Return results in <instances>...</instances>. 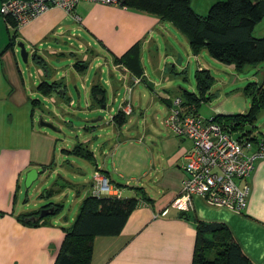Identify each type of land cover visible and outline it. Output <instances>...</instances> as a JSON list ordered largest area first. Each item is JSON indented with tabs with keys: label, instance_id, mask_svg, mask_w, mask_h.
<instances>
[{
	"label": "crops",
	"instance_id": "0c3cea01",
	"mask_svg": "<svg viewBox=\"0 0 264 264\" xmlns=\"http://www.w3.org/2000/svg\"><path fill=\"white\" fill-rule=\"evenodd\" d=\"M73 16L79 20L76 21ZM167 24L169 23L145 12L80 2L71 14L61 9H51L17 29L14 46L6 48L12 29L0 15V264H53L64 235L63 228L69 227L75 218L71 221L68 216L60 217L61 212L57 217L37 227L24 225L17 220L19 215L40 207L32 210L29 208L28 195L23 189L26 173L35 168L38 171V179L40 168L44 170L43 167L53 161L55 151L53 136L35 126V109L38 106L32 105V100H38L37 96L41 95L36 87L44 80H40L38 84L36 80L42 77L43 69L35 62V71L29 67L23 68L17 57V44L22 43L25 51L29 50L32 56L37 55V47L45 45L49 53L62 56L59 38L64 34L72 35L85 44L86 54L99 55L95 49L104 52L114 69L129 75L132 87L143 83L154 96L153 100L155 98L164 104L167 116L170 100L181 96L179 92L171 91L170 78L166 75L167 69L172 71L175 68V63L171 65L170 62L178 53L177 48L172 45V31H169ZM136 44L140 50L141 74L137 68L125 69L113 60L121 57ZM146 53L148 57L145 60L149 59L150 67L155 68L158 73L155 80L145 72L143 62ZM104 59L107 60L105 57ZM27 61L28 53L25 62ZM201 69L199 66L198 70ZM109 78L111 80L107 83L112 86L113 74H109ZM135 78L140 79V82L135 84ZM64 91L65 86L62 85L55 94L63 95ZM129 91L131 92L130 87L127 88V92ZM42 97L46 99L48 96ZM126 106L131 109L129 117L133 114L131 104L121 102L119 110L124 111ZM87 108L91 110L89 105ZM216 113L231 115L221 109ZM140 114L142 115L141 112ZM122 126L117 127L120 129ZM263 127L264 125L257 127L255 124L252 133L264 135ZM89 128L85 127L86 130ZM147 133H151L150 128L144 130L143 135L138 133L140 138L136 140L137 144L144 141ZM175 139L178 143L174 149H170L167 140L166 146L170 152L166 157L165 167H157L154 170V196H151L141 183H135L138 186H131L128 182L124 185L117 183L113 175L120 179L123 175L119 173L114 161L113 175L95 162V170L109 181L110 196L134 197L138 199V204L120 234L94 238L89 264H191L196 237L194 220L226 225L250 262L264 264V160L256 164L248 179L250 195L243 213L210 207L203 200L195 198L193 209L187 213L188 217L179 218L180 211L172 208L171 204L180 193L186 177L185 165L192 143L189 140L176 137ZM115 145L111 150L112 154L115 152L114 159L117 153ZM119 158L123 161L125 156ZM135 164L137 166V163ZM151 166L154 169L153 162ZM70 184L79 195V187ZM93 186L94 183H91V193ZM134 187H143L150 200L140 199L139 193L132 189Z\"/></svg>",
	"mask_w": 264,
	"mask_h": 264
},
{
	"label": "rangeland",
	"instance_id": "374dc122",
	"mask_svg": "<svg viewBox=\"0 0 264 264\" xmlns=\"http://www.w3.org/2000/svg\"><path fill=\"white\" fill-rule=\"evenodd\" d=\"M217 1L222 0H191V8L197 14L205 16L209 7ZM167 25L169 31H172L171 37L174 40L172 45L178 51L177 57L170 63L174 64L178 58L182 60L181 64L176 65L172 71L168 69L166 71L167 77L170 78L171 91L182 94L183 90H187L198 95L196 73L200 66L209 71L212 79L206 94L208 100L202 102L199 108V115L202 118L210 119L217 115L216 111L220 109L230 114H243L248 111L251 100L244 89L249 82H264V63L256 67L248 66L244 72H237L231 66L213 60L205 50H201L196 55L192 54L187 39L172 26ZM254 36L264 37V18L256 26ZM59 46L62 48V56L49 53L46 45L37 47V55L46 62V69L41 72V78L36 75L38 78L36 83L38 84L40 80L49 83L59 81L65 86V94L53 93L46 99L38 95L36 98L41 103L35 109V126L53 136L55 151L54 164L44 170L40 168L39 178L29 187L25 185L23 187L28 195L29 208L36 209L50 202L62 203L60 217L68 216L72 221L80 202L92 194L91 183H94L95 162L113 175L114 161L119 173L123 175L121 179L113 175L117 183L124 185L128 182L127 184L131 186L141 183L143 184L141 186L154 196L156 187L154 170L157 167H165L166 157L170 152L166 146L167 140L170 149H174L178 143L175 137L180 139L165 124L168 115L166 116L164 104L155 98L153 100L154 96L143 83L132 87L129 75L114 69L108 56L100 49H95L99 55L90 56L86 54L84 43L67 34L60 36ZM18 51L20 65L35 71L37 66L31 52L27 50L28 61L24 62L19 48ZM147 57L146 53L143 62L145 72L155 80L158 78V73L155 68L150 67L148 63L150 60H145ZM76 61L88 63L85 73L79 74L74 71L73 64ZM109 74L114 76L112 86L111 83H107L111 80ZM96 83L106 90V104L104 108L96 107L89 110L87 106L92 103L90 88ZM129 87L131 92H127ZM124 101L133 106V114L127 118V123L118 129L119 127L113 126L111 117ZM127 109V106L124 107V110ZM40 122L48 124L49 127H40ZM256 125L257 127L264 125V111L259 113ZM85 127L92 128L86 130ZM147 128H150L151 133L145 134L144 141L137 144L136 140L140 138L138 133L143 135ZM233 136L237 138L240 134L233 133ZM124 137L128 138L123 139ZM78 142L87 144L89 150L94 153V163L63 152L71 150ZM114 145L115 148L117 147L115 159V152L111 153ZM124 156L125 159L122 161L119 157ZM152 162L154 169L151 166ZM64 181L77 185L80 190L79 195L70 187L49 199L38 198L44 189L57 187V184L64 185ZM82 185L85 187L83 188Z\"/></svg>",
	"mask_w": 264,
	"mask_h": 264
},
{
	"label": "trees",
	"instance_id": "16d2710c",
	"mask_svg": "<svg viewBox=\"0 0 264 264\" xmlns=\"http://www.w3.org/2000/svg\"><path fill=\"white\" fill-rule=\"evenodd\" d=\"M123 4L127 9L155 15L161 21L171 24L187 39L194 55L205 50L213 60L231 66L237 72H244L247 66L256 67L264 63V37L254 36L256 26L264 18V0L217 1L209 7L205 16L197 14L191 8V0H123ZM5 21L12 27L7 48L14 46L17 29L10 19ZM33 60L40 68L46 69L44 59L33 55ZM113 60L115 64L125 69L137 68L141 74L138 44ZM73 68L79 74H83L88 68V63L76 61ZM211 80L209 71L198 70L196 73L198 95L187 90H183L180 94L184 106L192 108L195 115H199L202 102L208 100L206 94ZM61 88L62 83L59 81L51 83L42 81L37 85L36 90L47 97ZM244 90L251 100L248 111L243 114H217L210 118L227 132L240 135L252 133L259 113L264 111V82H249ZM90 97L92 100L90 109L104 106L105 88L100 84L92 85ZM40 103L39 100H32V105L40 106ZM128 115L123 110H118L111 121L117 126H122L127 122ZM63 152L94 163L93 152L85 143L78 142L71 150ZM51 165L53 161L43 169ZM60 185L44 189L38 198L49 199L71 187L66 181L64 185ZM132 189L139 193L140 199L150 200L143 187ZM137 204L138 199L134 197L94 194L86 196L81 201L71 225L63 228L64 235L53 264H89L94 238L120 234ZM62 209V203L50 202L34 211L19 215L17 220L24 225L37 227L57 217ZM46 211L47 214L40 216ZM193 222L196 227V237L191 264H252L226 225L199 220Z\"/></svg>",
	"mask_w": 264,
	"mask_h": 264
},
{
	"label": "built area",
	"instance_id": "2783aa9c",
	"mask_svg": "<svg viewBox=\"0 0 264 264\" xmlns=\"http://www.w3.org/2000/svg\"><path fill=\"white\" fill-rule=\"evenodd\" d=\"M80 2L127 9L123 0H1L0 15L19 29L51 9L71 14ZM7 25L12 29L9 23ZM133 82L137 84L140 79L135 78ZM183 103L182 97H173L165 119L173 134L192 143L185 165L186 177L180 193L172 201V208L189 213L194 199L198 198L210 207L243 213L250 195L248 179L256 164L264 160V135L250 133L235 138L213 119L195 115L192 108ZM127 108L124 112L130 114L131 109ZM93 182L92 194L110 195L108 179L97 170L93 173Z\"/></svg>",
	"mask_w": 264,
	"mask_h": 264
},
{
	"label": "water",
	"instance_id": "95a60500",
	"mask_svg": "<svg viewBox=\"0 0 264 264\" xmlns=\"http://www.w3.org/2000/svg\"><path fill=\"white\" fill-rule=\"evenodd\" d=\"M18 48L20 49V54L22 56V59L23 61L25 62L26 59H27V52L25 51V48H24V45L22 43H18L17 44ZM181 64V58H178L176 61H175V65H180ZM40 126L42 127H49L48 124L46 123H43V122H40ZM40 174V173H39ZM37 177H38V171L33 168L31 170H29L26 175H25V180H24V185L25 187H29L30 185H32L36 180H37ZM48 212H42L40 214V216H43L45 214H47ZM178 217L179 218H184L186 219L188 217L187 213L186 212H179L178 213Z\"/></svg>",
	"mask_w": 264,
	"mask_h": 264
}]
</instances>
